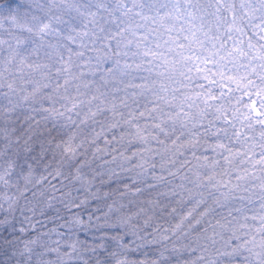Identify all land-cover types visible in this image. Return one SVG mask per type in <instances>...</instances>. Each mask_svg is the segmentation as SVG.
Segmentation results:
<instances>
[{
    "label": "snow or ice",
    "instance_id": "1",
    "mask_svg": "<svg viewBox=\"0 0 264 264\" xmlns=\"http://www.w3.org/2000/svg\"><path fill=\"white\" fill-rule=\"evenodd\" d=\"M0 264H264V0H0Z\"/></svg>",
    "mask_w": 264,
    "mask_h": 264
}]
</instances>
